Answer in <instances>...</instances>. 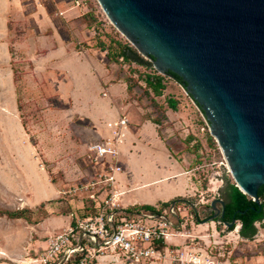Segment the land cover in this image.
Listing matches in <instances>:
<instances>
[{
  "label": "rangeland",
  "instance_id": "1",
  "mask_svg": "<svg viewBox=\"0 0 264 264\" xmlns=\"http://www.w3.org/2000/svg\"><path fill=\"white\" fill-rule=\"evenodd\" d=\"M0 12V31L4 29L0 52L9 48L18 106L32 143L39 139L27 111L41 98L47 100V107L65 109L69 117L67 140L73 146V124L92 127L82 116L100 117L117 110L122 118L128 115L135 120L137 111L139 117L157 123L158 138L193 183L186 195L166 202L157 200L152 205L174 203L180 210V235L168 245L171 251L183 252L194 264H264V237L245 240L238 235L239 224L228 231L225 224L213 221L222 210V204L214 202L222 201L225 180H234L218 142L210 134L208 121L173 78L157 71L152 59L120 32L98 0H0ZM123 47L134 49L146 63L139 65L119 58ZM157 74L163 76L165 85L161 97H154L144 82L147 75ZM170 98L177 102L176 110L169 108ZM120 136L114 142L122 174L125 169L118 149ZM90 145L80 155H70V163L77 165L81 174L77 180H68L60 192L65 197L67 214L78 212L75 205L80 199L72 192L74 186L94 175L87 158ZM3 174L0 170V178ZM51 178L55 182L59 174H51ZM117 185L121 199L124 192ZM143 206L150 205L133 208ZM6 209L15 210L0 201V264H17L10 262L5 253L26 233L22 223L5 218ZM255 226L262 230L260 223Z\"/></svg>",
  "mask_w": 264,
  "mask_h": 264
},
{
  "label": "water",
  "instance_id": "2",
  "mask_svg": "<svg viewBox=\"0 0 264 264\" xmlns=\"http://www.w3.org/2000/svg\"><path fill=\"white\" fill-rule=\"evenodd\" d=\"M98 1L157 71L181 78L184 85L171 76L208 121L236 188L259 204L264 186V0ZM216 202L223 216L224 203Z\"/></svg>",
  "mask_w": 264,
  "mask_h": 264
},
{
  "label": "crops",
  "instance_id": "3",
  "mask_svg": "<svg viewBox=\"0 0 264 264\" xmlns=\"http://www.w3.org/2000/svg\"><path fill=\"white\" fill-rule=\"evenodd\" d=\"M3 31H0V37ZM7 49L5 53L0 52V170L4 173L0 178V201L11 204L15 209L5 211L29 210L32 221L14 219L22 223L21 228L26 234L13 242V248L5 254L12 263L38 264L34 261L47 247L48 238L68 228L73 214L79 212L68 215L66 202H63L65 197L60 194L68 180H77L81 174L80 168L70 163L71 156L80 155L89 144L112 139L116 130L108 128V124L122 117L117 110L105 112L100 117L82 116L88 118L92 127L88 129L73 124L71 130L76 136L73 146L67 140L69 117L65 109L47 107V100L41 98L27 111L31 116V128L35 129L39 139L32 143L18 106L10 63L12 58ZM38 117L40 119L35 120ZM124 118L128 124L117 130L121 135L118 149L125 169L117 176V186L124 192L121 206H152L157 200L166 202L175 196L186 195L187 187L193 183L179 162L172 158L168 147L161 143L156 125L144 120L143 116L139 117L137 111L135 120L128 115ZM172 170H177V173ZM54 173L59 174V180L55 182L51 178ZM75 207L79 209L81 202L78 201ZM256 236L264 237V229L259 230ZM96 264L125 263L106 257Z\"/></svg>",
  "mask_w": 264,
  "mask_h": 264
},
{
  "label": "built area",
  "instance_id": "4",
  "mask_svg": "<svg viewBox=\"0 0 264 264\" xmlns=\"http://www.w3.org/2000/svg\"><path fill=\"white\" fill-rule=\"evenodd\" d=\"M125 118L109 123L112 139L93 143L87 158L94 175L75 185L81 202L68 228L48 238L38 264H96L110 257L125 264H190L183 252L171 251L178 232L180 210L175 204L154 206V211L123 207L118 203L117 176L122 172L115 146ZM79 193V194H78ZM80 213V214H79ZM174 253V256H173Z\"/></svg>",
  "mask_w": 264,
  "mask_h": 264
},
{
  "label": "trees",
  "instance_id": "5",
  "mask_svg": "<svg viewBox=\"0 0 264 264\" xmlns=\"http://www.w3.org/2000/svg\"><path fill=\"white\" fill-rule=\"evenodd\" d=\"M119 58L121 57L125 61H131L139 65H144L146 62L139 56V54L132 48L123 47L118 53ZM169 75L176 79L180 84L184 85V82L177 75L169 72ZM146 88L153 93L154 97H161L165 90L163 76L161 75H147L144 80ZM167 104L170 109L176 110L177 102L171 98L167 100ZM201 109V108H200ZM153 123L157 124L153 121ZM212 141V139H210ZM258 196L260 203H256L247 194L241 192L236 188L235 183L229 180H225V186L221 189V198L224 203V215H220L217 220L225 224H231L233 220L236 223L232 226H227L228 231H233L239 224L238 235L245 240H253L257 235L256 223L261 224V228L264 229V186L259 188ZM168 205L164 204L163 206ZM143 210L154 211L152 206H143ZM3 215L12 219H25L29 222L31 219V212L29 210H20L9 212H3ZM197 221L198 218H197Z\"/></svg>",
  "mask_w": 264,
  "mask_h": 264
}]
</instances>
